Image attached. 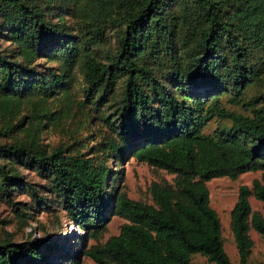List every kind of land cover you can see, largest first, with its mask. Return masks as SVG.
<instances>
[{
  "label": "trees",
  "instance_id": "1",
  "mask_svg": "<svg viewBox=\"0 0 264 264\" xmlns=\"http://www.w3.org/2000/svg\"><path fill=\"white\" fill-rule=\"evenodd\" d=\"M56 1L0 0V36L6 33L13 47L12 61L0 50V114L15 117L30 105L35 119L59 120L60 111L46 102L68 93L77 69L84 82L79 106L90 105L112 135L94 157L63 148L48 153L37 137L0 145V200L22 187L6 166L19 163L48 179L69 221L90 237L106 213L127 221L117 236L84 252L95 264H192L196 255L208 264H232L206 183L260 172L251 189L239 188L230 212L238 264H249L250 231L264 240V214L249 203L253 196L264 206V106L255 108L244 96L264 80V0H64L82 15L86 36L80 38L66 34L63 23L46 21L40 5ZM109 24L118 26L120 39L104 64L92 48ZM42 57L60 63L61 72L42 77L34 69ZM234 106L252 108L242 115ZM214 118L230 125L206 133ZM126 154L174 176L173 185L152 184L150 205L109 193L106 161L121 162ZM44 200L50 203H37ZM10 204L21 217L18 203ZM47 246L0 243V264H51L41 250ZM56 258L55 264H80L68 252Z\"/></svg>",
  "mask_w": 264,
  "mask_h": 264
},
{
  "label": "rangeland",
  "instance_id": "2",
  "mask_svg": "<svg viewBox=\"0 0 264 264\" xmlns=\"http://www.w3.org/2000/svg\"><path fill=\"white\" fill-rule=\"evenodd\" d=\"M45 19L55 25L63 23L67 30L66 34L80 38L86 36L83 28V19L79 11H75L72 4L65 6L64 0H57L54 4H42ZM49 11H48V10ZM120 29L113 24L104 29L101 43L92 48L100 61L107 64L108 58L114 56L118 50ZM0 36V50L5 54H11L13 47L8 39ZM59 49V45L54 47ZM10 60L12 55H9ZM35 71L40 75L48 76L52 73H60L62 68L57 61H49L46 57L37 59ZM72 83L68 93L60 92L52 95L46 102L54 111H60L59 120L35 119L32 114V106L23 105L19 114L15 117L0 114V145L13 144L15 141H27L37 137L39 145L50 153L53 149L63 148L65 154L75 155L77 153L85 157L96 156L95 151L99 144L105 142L112 135L110 126L101 121L99 115L95 114L90 105L84 108L79 103L84 101L82 92L84 82L77 69L70 75ZM254 101L255 108L264 106V80L254 83L247 88L244 102ZM108 102L104 107L106 114H113L115 105ZM226 107L230 108L226 99L223 100ZM252 106L232 107L231 109L242 115L250 114ZM115 116V115H114ZM111 118V117H110ZM230 125L227 120L220 121L214 118L207 125L205 132L211 133L218 126ZM18 125V126H17ZM16 126L7 132V127ZM6 134V135H3ZM94 152V153H93ZM9 162V161H7ZM5 161H0L4 164ZM111 174L109 179V193L123 194L129 200L146 205L152 204V184L173 185L174 176L163 170L149 166L145 162L138 161L131 155H124L121 162L109 158L106 161ZM12 172L21 178V185L12 187L10 199L0 200V243H38L39 246L46 243L49 248L41 249L49 258L48 263L55 264L57 256L68 252L76 257L80 264H95L91 259L84 256V252L92 246H102L110 237L119 234L122 225L127 221L120 216L105 214L107 221L102 229L94 237H90L89 230L77 226L69 221L67 214L59 206V199L50 193V182L40 175L36 170L22 166L19 163H8L6 165ZM261 173L253 172L240 175L236 180L228 178H216L206 183L209 192L210 207L217 213L221 224L224 250L232 264H238V255L230 230V212L236 203L239 188L245 186L252 188L254 180H260ZM38 198L47 199L50 203H37ZM10 202L18 203L22 216H16ZM251 210L264 214V206L256 201L253 196L249 198ZM44 208V209H42ZM250 238L253 242L249 264H264V240L254 230H251ZM51 248V249H50ZM41 251V252H42ZM46 260V261H47ZM57 263H60L57 262ZM192 264H208L202 256L196 255Z\"/></svg>",
  "mask_w": 264,
  "mask_h": 264
}]
</instances>
